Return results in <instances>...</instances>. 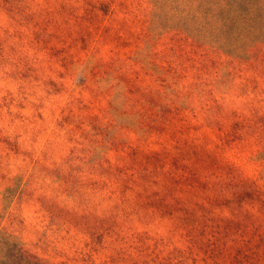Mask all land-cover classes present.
Returning <instances> with one entry per match:
<instances>
[{
    "label": "clouds",
    "instance_id": "clouds-1",
    "mask_svg": "<svg viewBox=\"0 0 264 264\" xmlns=\"http://www.w3.org/2000/svg\"><path fill=\"white\" fill-rule=\"evenodd\" d=\"M208 242L264 264V0H0V249L212 264Z\"/></svg>",
    "mask_w": 264,
    "mask_h": 264
},
{
    "label": "rangeland",
    "instance_id": "rangeland-1",
    "mask_svg": "<svg viewBox=\"0 0 264 264\" xmlns=\"http://www.w3.org/2000/svg\"><path fill=\"white\" fill-rule=\"evenodd\" d=\"M105 9H106V6L103 3H101L100 4V11L106 17L108 15V12ZM98 19H99V17H96L95 15H93L91 17L92 22H95ZM97 31H99V27L97 28ZM138 48H139L138 44L132 45V44H129L127 42H124L122 44V46L119 48V54L121 56H123L124 58H126L130 61H133V63H135L136 58H137ZM49 52L54 59H61L62 57H68L71 55L70 52H67L64 50H57V49H49ZM61 67H63V63L61 64ZM138 70H140V69H138ZM127 79H128L129 86L135 88L136 87V80H139L140 78L136 77V80H133L132 77H128ZM144 79L147 80L148 77L145 75ZM119 103H120L119 98L118 97L114 98V104L117 107H118ZM170 119L172 121V124L176 128L180 127V125L182 123V118L179 115L172 116L170 114ZM170 131H171V128H169L165 132H157V131L153 130L151 133L152 139L154 140L157 136H159L161 138L167 137L168 140L173 141V143H174L173 137H171L169 135ZM4 143L8 144L10 150L16 151L17 153L19 152V149L16 148L14 145H12L7 140H5ZM182 147L185 148V151H191V148H189L187 146H182ZM141 151L143 153H147L149 155H151L152 153L160 152V144L149 142L147 145H143L141 147ZM173 151H175V149ZM161 160H164L166 164L171 163L172 166L176 168L177 172L182 171L180 165L183 163V161L178 163L173 158L172 155H169L168 157L153 155L152 160L149 163V166H151V163H157L158 164ZM3 178L7 179V177H3ZM23 183H24V181H23L22 177H18L15 181L16 190H17V192H20L21 194H23V190L20 188V185ZM176 187L179 188L181 186L176 185ZM189 187L191 190L199 191L198 184L194 180L190 183ZM199 250L202 252L203 256L207 257L208 260L212 261V264H216V261L213 259L214 257H219L220 255H222L219 247L216 245H213L211 242H208L205 245L201 246V248ZM0 257H2V258H0V264H34V260H35V258L32 257L29 253H27L23 249H21L19 247V245H12L11 247L6 245L4 249H0ZM89 259H91V257H89Z\"/></svg>",
    "mask_w": 264,
    "mask_h": 264
}]
</instances>
